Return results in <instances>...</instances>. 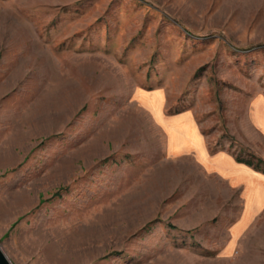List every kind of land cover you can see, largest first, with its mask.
I'll use <instances>...</instances> for the list:
<instances>
[{"label":"rangeland","instance_id":"1","mask_svg":"<svg viewBox=\"0 0 264 264\" xmlns=\"http://www.w3.org/2000/svg\"><path fill=\"white\" fill-rule=\"evenodd\" d=\"M261 97L264 0H0V248L13 264H264V213L229 238L238 207L166 126L191 111L211 150L264 168Z\"/></svg>","mask_w":264,"mask_h":264},{"label":"crops","instance_id":"2","mask_svg":"<svg viewBox=\"0 0 264 264\" xmlns=\"http://www.w3.org/2000/svg\"><path fill=\"white\" fill-rule=\"evenodd\" d=\"M248 118L256 141L261 144L259 158L264 163V97L254 101ZM166 126L172 154L191 157L198 171L221 184L227 193L226 197L232 199V204L238 207L237 216L230 222L228 229L229 238L236 240L246 227L244 223L249 224L256 216L264 213V168L240 159L226 149L211 150L191 111L181 112L168 120Z\"/></svg>","mask_w":264,"mask_h":264},{"label":"water","instance_id":"3","mask_svg":"<svg viewBox=\"0 0 264 264\" xmlns=\"http://www.w3.org/2000/svg\"><path fill=\"white\" fill-rule=\"evenodd\" d=\"M0 264H13L0 248Z\"/></svg>","mask_w":264,"mask_h":264},{"label":"bare ground","instance_id":"4","mask_svg":"<svg viewBox=\"0 0 264 264\" xmlns=\"http://www.w3.org/2000/svg\"><path fill=\"white\" fill-rule=\"evenodd\" d=\"M151 101H152V100H151ZM152 105H153V104H152ZM159 108H160V107H159ZM174 118H175V117H174ZM177 118H178V117H177ZM173 121H174V120H173ZM178 122H180V120H179ZM178 122H177V123H178ZM180 124H181V122H180ZM182 124H184V123H182ZM178 125H179V124H178ZM169 126H170V124H169ZM171 126H172V125H171ZM171 126H170V127H171ZM187 127H188V126H187ZM187 127H186V128H187ZM171 128H172V127H171ZM170 133H171V132H170ZM172 133H173V132H172ZM184 136H185V135H184ZM172 137H173V136H172ZM186 138H187V137H186ZM168 141H169V140H168ZM170 145H171V143H170ZM225 159H226V158H225ZM231 171H232V170H231ZM247 201H248V200H247Z\"/></svg>","mask_w":264,"mask_h":264},{"label":"trees","instance_id":"5","mask_svg":"<svg viewBox=\"0 0 264 264\" xmlns=\"http://www.w3.org/2000/svg\"><path fill=\"white\" fill-rule=\"evenodd\" d=\"M262 162V161H261ZM264 164V163H263Z\"/></svg>","mask_w":264,"mask_h":264}]
</instances>
